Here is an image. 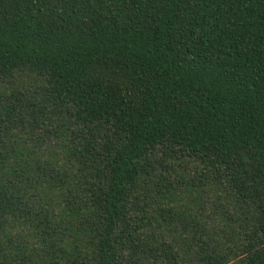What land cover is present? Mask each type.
<instances>
[{"label":"trees","instance_id":"1","mask_svg":"<svg viewBox=\"0 0 264 264\" xmlns=\"http://www.w3.org/2000/svg\"><path fill=\"white\" fill-rule=\"evenodd\" d=\"M0 264H264V0H0Z\"/></svg>","mask_w":264,"mask_h":264}]
</instances>
